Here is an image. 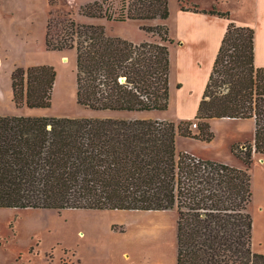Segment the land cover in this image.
<instances>
[{"label": "trees", "instance_id": "16d2710c", "mask_svg": "<svg viewBox=\"0 0 264 264\" xmlns=\"http://www.w3.org/2000/svg\"><path fill=\"white\" fill-rule=\"evenodd\" d=\"M178 2L185 12L231 19L217 7ZM169 4L96 0L81 6L87 18L140 22L149 39L137 43L108 35L104 25L78 23L72 14L49 18L46 50L76 53L78 104L134 114L169 109L170 47L178 44L166 25ZM56 79L53 66L16 67L13 102L18 108H50ZM221 118L255 119L254 141L232 147L247 169L177 152L178 135L210 142L215 135L209 121ZM195 120L198 134L192 120L0 115V208L176 209L177 264H264V254L253 251L249 212L248 168L255 154L264 155V68L255 66L253 28L230 21Z\"/></svg>", "mask_w": 264, "mask_h": 264}, {"label": "rangeland", "instance_id": "374dc122", "mask_svg": "<svg viewBox=\"0 0 264 264\" xmlns=\"http://www.w3.org/2000/svg\"><path fill=\"white\" fill-rule=\"evenodd\" d=\"M94 1L96 0H57V4L52 6L49 0H0V115L146 119L178 116L177 103L162 113L154 111L139 114L94 111L78 104L75 51L51 52L45 47L46 25L52 15L55 19L63 20L72 14V18L78 23L104 25L108 35L121 36L136 43L149 39V35L140 30V22L121 23L82 16L81 6ZM200 1L203 2L202 4H209L208 0ZM227 1V6L237 9L235 0ZM169 5L173 14L166 25L171 27V37L179 42L181 35L175 25L180 5L178 0H170ZM114 6L120 9L122 2L116 1ZM217 6L221 9L219 3ZM227 10L224 9V11ZM170 51L172 62L170 99L173 97L176 100L179 98L176 84L180 79L178 62L181 49L177 44L172 45ZM28 64H43L55 68L57 79L50 108L31 109L27 106L18 108L13 102L11 74L16 67H28ZM192 121L199 123L198 120ZM261 176V172L254 174L253 197L249 205V212L254 220L253 234L256 232L258 236L259 231L262 230L264 218L262 210L264 205L258 200V194L262 193ZM0 218H2L0 226L4 224L7 226V219H11V240L7 247L12 253L17 251L19 253L22 250L24 253L22 264H71L67 253L80 250L85 255L97 247L105 252L129 251L134 264L150 262L151 264H176L173 234L175 231L173 229L177 225L176 209L142 212L7 208L0 209ZM112 230L115 234L111 232ZM3 231L9 234L8 228L0 229V232ZM80 232L83 236H80ZM260 237L264 239V232L260 234ZM30 249L34 252L33 255H30ZM114 261L118 262V256H115ZM119 263L124 264L120 256Z\"/></svg>", "mask_w": 264, "mask_h": 264}, {"label": "crops", "instance_id": "0c3cea01", "mask_svg": "<svg viewBox=\"0 0 264 264\" xmlns=\"http://www.w3.org/2000/svg\"><path fill=\"white\" fill-rule=\"evenodd\" d=\"M235 2L238 5L237 9L227 6V0H208L209 4H202L203 2L200 0L194 2L205 10H210L214 6L219 9L217 6L219 3L221 6L219 10L228 9L227 11H229L231 16L230 20L209 14L185 12L181 8L177 10L178 20L175 26L179 29L181 35L178 42L181 49V57L178 62L180 79L176 84L179 98L174 100L171 97L169 107L177 103L178 116L173 115L172 117H166V119L158 118L159 120L173 121L175 123L195 120L230 21L238 26L251 27L255 30V66L264 68V0H235ZM172 14L173 11L168 23ZM29 66L33 65L28 64ZM11 96L13 100V91ZM209 124L211 131L215 135L213 140L207 142L202 139L178 135L177 152H186L200 159L220 162L239 169H247L245 163L233 154L232 147L236 143L254 141L256 132L255 119H211ZM193 132L198 134L199 129H193ZM248 170L252 177L253 190L254 174L261 172L262 193L258 194V200L264 205V155L255 154L254 162ZM262 210L264 215V208ZM10 222L11 219L8 218L7 226L5 224L0 226L2 230L6 228L9 230V234L4 231L0 232V264H12L17 260L20 262L23 260L22 255L24 253L22 250L19 253L18 251L12 253L11 249L7 247L11 240ZM173 231L177 264V225H175ZM111 232L114 233L113 230ZM262 232H264V218L259 236L256 232L253 234L252 247L255 253L264 254V239L260 237ZM29 253L30 255L34 254V252ZM67 256L71 264H120L119 256L124 264H134L132 262V254L126 250H120L119 253L113 251L105 252L102 248L97 247V249L94 248V251L91 250L85 255L80 250H73V252L67 253ZM115 256H118V262L114 261ZM147 264H151V262Z\"/></svg>", "mask_w": 264, "mask_h": 264}, {"label": "built area", "instance_id": "2783aa9c", "mask_svg": "<svg viewBox=\"0 0 264 264\" xmlns=\"http://www.w3.org/2000/svg\"><path fill=\"white\" fill-rule=\"evenodd\" d=\"M192 129H197L198 128V123L194 122L191 126Z\"/></svg>", "mask_w": 264, "mask_h": 264}, {"label": "bare ground", "instance_id": "6f19581e", "mask_svg": "<svg viewBox=\"0 0 264 264\" xmlns=\"http://www.w3.org/2000/svg\"><path fill=\"white\" fill-rule=\"evenodd\" d=\"M143 212V211H142ZM80 236H83V234L80 232Z\"/></svg>", "mask_w": 264, "mask_h": 264}, {"label": "water", "instance_id": "95a60500", "mask_svg": "<svg viewBox=\"0 0 264 264\" xmlns=\"http://www.w3.org/2000/svg\"><path fill=\"white\" fill-rule=\"evenodd\" d=\"M67 61V59H65Z\"/></svg>", "mask_w": 264, "mask_h": 264}]
</instances>
